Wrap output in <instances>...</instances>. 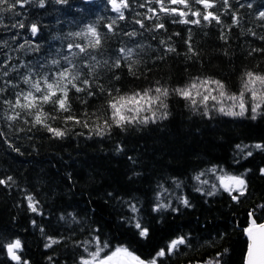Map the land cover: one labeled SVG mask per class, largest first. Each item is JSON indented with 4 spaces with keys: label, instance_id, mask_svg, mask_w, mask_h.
Here are the masks:
<instances>
[{
    "label": "trees",
    "instance_id": "trees-1",
    "mask_svg": "<svg viewBox=\"0 0 264 264\" xmlns=\"http://www.w3.org/2000/svg\"><path fill=\"white\" fill-rule=\"evenodd\" d=\"M127 2L129 6L121 9L123 20L108 0H45L43 7L39 0H28L23 7L0 13V88L5 89L0 93V179L7 181L0 184V244L12 239L22 244L19 262L0 247V264H81L96 251L97 237L112 249L126 247L157 264L244 263L243 229L249 213L257 223L264 219V113L252 119L250 109L244 116H227L210 108L204 115L202 106L194 110L189 101L172 94L166 119L124 130L113 127L103 136L69 123L72 130L56 138L25 124L29 117L6 119L14 113L3 101H14L17 91L28 89L22 77L36 80L58 72L60 67L52 60L66 66L63 57L71 56L68 44L86 43L69 34L89 25L100 33L101 47L80 54L76 62L90 80L83 63L95 65L94 88L102 84L130 93L154 87L157 81L175 88L193 77H212L238 91L242 73H264V51H252L264 49V40L259 39L264 19L258 18L264 0H229L227 9L217 2L211 10L223 25L202 18L199 25L173 23V17L159 12V5L149 0ZM149 7L157 10L160 20ZM201 7L192 4L193 10ZM233 13L239 23L228 27ZM186 19L196 17L189 13ZM158 22L165 27L155 28ZM32 25L37 26L35 34ZM129 48L132 54L125 58ZM117 58L118 68L113 67ZM84 95L70 91L77 114L84 107L75 97ZM106 99L107 93L97 92L89 98L87 110L95 111ZM66 114L49 122L63 128ZM229 175L243 178V194L237 186L230 193L220 185L219 177ZM158 205L164 206L157 209ZM137 222L148 229L146 237L140 236ZM178 237H184L185 244L167 253L168 243ZM161 249L165 255L156 256Z\"/></svg>",
    "mask_w": 264,
    "mask_h": 264
},
{
    "label": "snow or ice",
    "instance_id": "snow-or-ice-1",
    "mask_svg": "<svg viewBox=\"0 0 264 264\" xmlns=\"http://www.w3.org/2000/svg\"><path fill=\"white\" fill-rule=\"evenodd\" d=\"M44 2L45 0H39L41 7H43ZM56 2L66 3L67 0H56ZM149 2L159 5V12L173 17V23H190L193 25H199L201 23L200 18L205 22L215 21L217 24L223 25L220 15L211 9L216 7L217 2L222 3L226 9L230 6L229 0H167V2L166 0H149ZM26 3H28V0H0V13L12 11L15 5L23 7ZM108 3L112 6L113 11L118 13V18L123 20L124 14L121 9L129 6L127 0H119V2L118 0H108ZM192 4L202 7L193 10ZM141 6L143 7V5ZM174 6H183V8ZM251 6V4L248 5V7ZM184 9H187V11ZM148 12L157 15V10L152 7L148 8ZM189 13L191 17H196V19H186ZM176 16H179L180 19L176 20ZM258 18L264 19V11L259 13ZM157 20H160L158 15ZM114 23L115 21H113ZM136 23L144 27L142 20H137ZM238 23L239 21L235 13H233L232 24L228 25V27L235 26ZM13 26L15 27L16 25ZM19 27L23 28L24 24L20 23ZM106 27L109 31L112 30V24L106 25ZM164 27L165 24L162 22L155 24V28L157 29H163ZM31 32L33 34L37 32L36 25L31 26ZM134 34L129 33L128 35ZM251 34L255 35L254 32ZM69 35L82 37L86 43L83 45L80 43L68 44L71 56L66 55L63 57L64 61H66V66H60L58 60L51 61L53 65L60 67L58 72L52 74L44 73L36 80L30 79L29 76H23L22 82L28 86V89L17 91L14 101H3L14 113L6 115L8 121H15L23 114V116L30 118L24 120L25 124H30L31 127L39 126L56 138H62L72 130L68 127L69 123H71L72 127L83 126L89 129L90 133L103 136L108 134L113 127L124 130L126 126L148 124L149 122L155 123L157 119H166L168 116L167 99L172 94L189 101L190 106L194 110L198 105L202 106L204 115L209 114L210 108L227 116H244L250 109L252 119H256L257 115L264 113V73H257L251 70L241 74L238 91H230L223 81L212 77H193L183 86L175 88L161 85L157 81L154 87L130 93H121V90L118 88L114 90L106 89L102 84H98L94 88L93 85L97 83L95 65L87 61L83 63V67L88 69L87 76L92 77V79L84 78L85 74L81 71V66L77 64L76 58L80 54L88 55L89 49L95 50L100 48L102 37L96 27L92 25L87 26L86 30L82 32L70 33ZM221 39H226L223 33H221ZM259 39L264 40V35L260 36ZM161 43H164V41H161ZM74 48L78 49L79 52H73ZM120 51L121 53L125 52L124 49ZM168 51H175V49L169 48ZM188 51H193L190 45ZM252 51H264V49H252ZM131 54L132 49H127L125 58ZM92 59L95 60V57L93 56ZM96 63L99 64L98 61ZM104 63L106 64L107 61ZM113 67H120V58H117ZM128 69L131 74L135 75L132 64L128 65ZM116 79H119V77H116ZM8 83L11 84V82ZM11 87L17 86L11 85ZM4 90L0 88V93L4 92ZM72 90L75 93L85 94L83 97H75L84 107V110L79 114L72 107L70 98V91ZM97 92L107 93V99L102 106L96 108L93 112H89L87 110L88 100L95 97ZM46 106H51V109L47 110ZM64 113L67 114L62 116L63 128L55 127L49 122L61 119V114ZM78 134L82 135L83 133ZM237 147L240 146L238 145ZM255 147L261 148L262 146L257 144ZM261 173L264 174V169H261ZM11 179V177L7 178L8 181ZM219 180L220 185L225 191L231 193L233 186H239L241 194H243L242 190L245 187V181L241 177L220 176ZM5 183H7L6 180L0 179V184ZM197 190L199 191V189ZM207 194L212 195L213 193L209 192ZM28 199L31 201L32 197H28ZM232 199L236 200L237 197L232 196ZM183 202L187 204L186 200ZM163 206L158 205L157 209ZM29 207L33 211L36 210L31 202L29 203ZM132 210L133 212L136 211L134 205L132 206ZM135 227L140 230L139 234L141 237L147 236L148 229L144 228L140 222H137ZM243 232L247 238V251L244 257V264H264V222L257 223L254 213H249V222L243 229ZM95 240L97 243L96 251L90 253L91 259H82L81 264H157L156 259L153 258L145 261L138 255L133 254L126 247L117 246L112 249L107 242L101 243L98 237ZM185 242L184 237L171 240L167 245V253H172L174 249L179 245L185 244ZM0 247L6 248L7 253L13 260L20 259L15 251L21 247L19 240L0 244ZM105 249L108 250L105 251ZM164 255L165 249H161L156 253L158 257H163Z\"/></svg>",
    "mask_w": 264,
    "mask_h": 264
},
{
    "label": "water",
    "instance_id": "water-1",
    "mask_svg": "<svg viewBox=\"0 0 264 264\" xmlns=\"http://www.w3.org/2000/svg\"><path fill=\"white\" fill-rule=\"evenodd\" d=\"M261 222H264V220H262ZM261 222H260V223H261ZM246 251H247V248H246ZM245 255H246V252H245ZM244 257H245V256H244ZM243 264H244V263H243Z\"/></svg>",
    "mask_w": 264,
    "mask_h": 264
},
{
    "label": "bare ground",
    "instance_id": "bare-ground-1",
    "mask_svg": "<svg viewBox=\"0 0 264 264\" xmlns=\"http://www.w3.org/2000/svg\"><path fill=\"white\" fill-rule=\"evenodd\" d=\"M137 18V17H136ZM132 60V59H131ZM33 77V76H32ZM23 115V114H22ZM62 126V125H61ZM41 134V133H40Z\"/></svg>",
    "mask_w": 264,
    "mask_h": 264
},
{
    "label": "rangeland",
    "instance_id": "rangeland-1",
    "mask_svg": "<svg viewBox=\"0 0 264 264\" xmlns=\"http://www.w3.org/2000/svg\"><path fill=\"white\" fill-rule=\"evenodd\" d=\"M198 264H203V263H198Z\"/></svg>",
    "mask_w": 264,
    "mask_h": 264
}]
</instances>
